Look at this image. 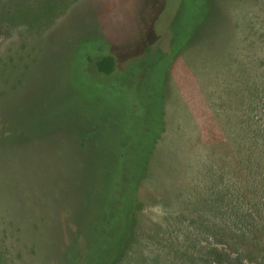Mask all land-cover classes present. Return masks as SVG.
<instances>
[{
	"label": "rangeland",
	"instance_id": "374dc122",
	"mask_svg": "<svg viewBox=\"0 0 264 264\" xmlns=\"http://www.w3.org/2000/svg\"><path fill=\"white\" fill-rule=\"evenodd\" d=\"M43 1L0 0V264H264V0L13 18ZM146 141L138 180L106 189Z\"/></svg>",
	"mask_w": 264,
	"mask_h": 264
},
{
	"label": "trees",
	"instance_id": "16d2710c",
	"mask_svg": "<svg viewBox=\"0 0 264 264\" xmlns=\"http://www.w3.org/2000/svg\"><path fill=\"white\" fill-rule=\"evenodd\" d=\"M64 1L65 0H44L42 3V7L39 8V10H37L36 8H31L26 3L23 2L22 4L17 5L18 8L16 9V11L13 13L12 16H13V18L20 19L22 21V23H24L28 28H33V27L39 25L41 23V21L51 19L53 17V15L56 14V11L61 12L64 9V7L66 6V3H64ZM182 26L184 28L183 34H185L188 31L185 28V22H183L182 25L179 26L180 29ZM180 29H178V30H180ZM94 65H95V67L99 73L108 75V74H111L115 70L116 62H115V58L112 55L104 54V55L100 56L99 58H97L96 60H94ZM249 121H253V120L248 119V124H249ZM249 128L251 131L253 127L251 128V126L249 124ZM257 129H258V126L255 127V129H254L255 132H258V131H256ZM259 130H260L258 132V133H260L259 136L262 140H264V128L262 129V127H259ZM131 133H132V130L127 133L129 136H126L127 140H129V141H131V139H133V137L131 136ZM132 135H133V133H132ZM120 139L122 140V136H120ZM147 142L148 141H146V143H144V144L136 145L135 151L132 149L134 151V153H131L129 151V149L127 148V146H124L125 149L123 150V152L118 154L117 165L111 169H108V174H110V177L108 176L109 183L105 184V186H104L106 189L108 188L111 181L113 182V180H112L113 177H118V179H119L121 177H124V176L127 177L128 176L132 180H138V178L140 177L141 169L143 168L142 165L146 161V159H144V158L147 157V154L149 152V151L147 152V150H145V148H144L149 143V142L148 143ZM263 162L264 161H262L261 165L264 164ZM133 222H134V215L130 217L129 226H128L129 229H127L128 233L125 237L123 245H122L121 249L118 251V253L116 254V256L111 260V262L112 261L115 262V260L118 257H120L122 255V253L124 252V250L126 249L128 243H129L128 238L129 239L131 238L130 234L132 231Z\"/></svg>",
	"mask_w": 264,
	"mask_h": 264
}]
</instances>
